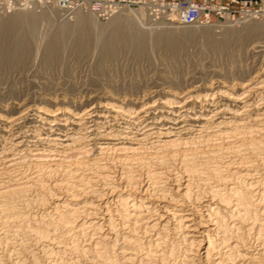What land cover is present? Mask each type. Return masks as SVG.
<instances>
[{"label": "bare ground", "instance_id": "6f19581e", "mask_svg": "<svg viewBox=\"0 0 264 264\" xmlns=\"http://www.w3.org/2000/svg\"><path fill=\"white\" fill-rule=\"evenodd\" d=\"M29 10L8 21L36 39L46 16ZM136 19L114 15L103 34L77 13L75 40L79 49L96 40L109 55L120 41L142 50L149 33L121 29ZM71 25L44 40L46 60L66 47ZM170 26L156 39L183 38ZM230 35L204 36L225 44ZM27 41L9 33L0 52L13 58ZM263 81L256 73L221 90L227 102L198 95L155 108L137 101L81 110L22 105L47 126L35 134L43 144L23 154L24 114L0 117L8 139L0 147V264H264ZM106 119L117 125L100 128Z\"/></svg>", "mask_w": 264, "mask_h": 264}, {"label": "rangeland", "instance_id": "374dc122", "mask_svg": "<svg viewBox=\"0 0 264 264\" xmlns=\"http://www.w3.org/2000/svg\"><path fill=\"white\" fill-rule=\"evenodd\" d=\"M15 7L7 10L0 5V39L6 41L9 33H13L28 41L27 47L15 46L12 55L16 56L13 58L8 59L0 52V117L24 114L22 120L18 121L19 134L24 140V146L21 145L19 151L22 154L43 144H40L43 140L40 143L37 141L35 134L44 133L47 127L33 110H20L22 105L28 108L70 106L81 110L106 101H116L123 106H132L137 101L152 104L155 108L165 99L195 100L198 95V100L210 97L211 100L225 102L221 90L229 92L236 82L247 81L256 73L264 80V32L255 35L245 33L249 26L263 29L264 16L244 15L236 16L235 19L224 17L210 24H180L150 18L142 8L127 9L128 12L122 10L114 15L123 12L137 17L135 24L121 26L123 32L147 31L148 44L144 49L137 50L134 48L136 43L120 41L116 43L115 52L109 55L104 47L101 49L100 42L93 39L92 42L90 39L87 47L79 49L75 36L81 31L82 25L75 24V21L76 14L81 13L90 19L91 26L105 34L114 15L100 20L82 10L62 16L54 8L28 5ZM29 9L46 16L44 23L38 26L39 36L36 39L27 36L28 27H17L8 21L14 11L25 15V11L29 14ZM67 22L72 25L70 36L66 37V47L61 55L46 60L41 45L61 24ZM168 26L176 27L179 35L181 31L183 38L172 39V42L166 38L156 39V33L169 30ZM227 30L231 35L225 44L205 41V34L222 40ZM257 99L259 97L255 98L259 102ZM109 121L106 119V124H100V128L117 125ZM2 132L0 147H7V134Z\"/></svg>", "mask_w": 264, "mask_h": 264}, {"label": "built area", "instance_id": "2783aa9c", "mask_svg": "<svg viewBox=\"0 0 264 264\" xmlns=\"http://www.w3.org/2000/svg\"><path fill=\"white\" fill-rule=\"evenodd\" d=\"M238 8L217 3L216 0H0L9 10L15 6L54 8L67 16L76 10L90 12L100 20L132 8H142L150 18L180 24H210L224 17L264 16V0H230Z\"/></svg>", "mask_w": 264, "mask_h": 264}, {"label": "crops", "instance_id": "0c3cea01", "mask_svg": "<svg viewBox=\"0 0 264 264\" xmlns=\"http://www.w3.org/2000/svg\"><path fill=\"white\" fill-rule=\"evenodd\" d=\"M216 2L221 3V4H225V5H229L232 8H238L239 7L238 4L230 3V0H216Z\"/></svg>", "mask_w": 264, "mask_h": 264}]
</instances>
